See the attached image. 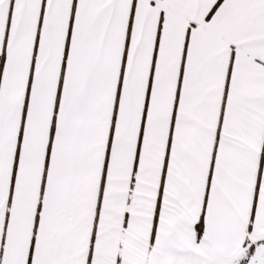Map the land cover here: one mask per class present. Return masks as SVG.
Returning <instances> with one entry per match:
<instances>
[{
  "label": "snow or ice",
  "instance_id": "6c2138e0",
  "mask_svg": "<svg viewBox=\"0 0 264 264\" xmlns=\"http://www.w3.org/2000/svg\"><path fill=\"white\" fill-rule=\"evenodd\" d=\"M0 264H264V0H0Z\"/></svg>",
  "mask_w": 264,
  "mask_h": 264
}]
</instances>
